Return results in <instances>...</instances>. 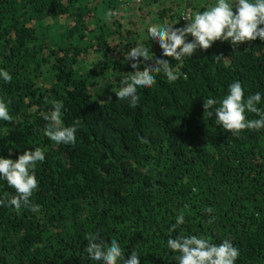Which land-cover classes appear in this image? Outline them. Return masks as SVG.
Wrapping results in <instances>:
<instances>
[{
    "label": "trees",
    "instance_id": "obj_1",
    "mask_svg": "<svg viewBox=\"0 0 264 264\" xmlns=\"http://www.w3.org/2000/svg\"><path fill=\"white\" fill-rule=\"evenodd\" d=\"M211 2L0 0V68L12 75L0 81V96L13 117L0 121V156L45 151L31 197L39 210L0 205V264H96L86 252L90 235L119 241L125 259L140 252V264H178L170 235L227 238L240 250L236 264H264V129L232 134L204 108L235 81L245 95H264V40L198 49L180 79L157 74L151 89H140L135 108L116 96L134 71L124 56L137 43L153 59L135 71L156 58L178 63L148 39L150 24L182 28L183 13ZM109 9L116 15L105 19ZM57 100L64 125L77 128L74 145L44 134L41 113ZM5 193L16 194L0 180ZM180 212L185 223L170 231Z\"/></svg>",
    "mask_w": 264,
    "mask_h": 264
},
{
    "label": "clouds",
    "instance_id": "obj_2",
    "mask_svg": "<svg viewBox=\"0 0 264 264\" xmlns=\"http://www.w3.org/2000/svg\"><path fill=\"white\" fill-rule=\"evenodd\" d=\"M235 9V11H233ZM116 13L109 9L105 19H110ZM183 16V14H182ZM188 23L182 28H174L169 23H154L147 28L148 39L157 43L163 50V55L172 57L178 63L173 66L168 60L156 58L155 63L139 69L142 63L153 59L152 51L144 43H137L124 56L125 62H133L134 69L130 76L120 80L116 91L118 100L126 101L135 108L139 102L138 91L151 89L156 84V75L163 74L169 82L180 79V71L185 58H191L198 49H208L215 41L230 42L238 47L245 41L257 38L264 40V0H212L203 10H197L185 18ZM191 39H188V36ZM12 75L4 68H0V81L8 83ZM264 103V95L260 92L245 95L240 81L232 82L223 99L215 97L204 99V108L214 116L217 126L239 134L242 130L264 129V110L257 105ZM10 102L0 96V121H12ZM62 101H53L49 112H42L41 117L47 121L44 134L57 144L74 145L77 140V128L65 126L62 121ZM255 114L258 118L248 119L247 114ZM45 160V151L40 147L26 150L17 159L0 156V180L6 181L9 187L15 189V195L7 198V193L0 196V205L7 203L19 212L22 208L33 211L39 210V205L33 204L31 197L38 189L39 182L35 168ZM187 208V206H185ZM208 213L212 212L207 208ZM185 223V212L175 217V223L170 231ZM86 252L89 260L96 264H140V252L132 250L128 259H125V250L116 239L105 243L98 237H87ZM166 246L178 264H236L240 250L230 239L220 243H212L209 239L198 235H179L172 238L170 235Z\"/></svg>",
    "mask_w": 264,
    "mask_h": 264
},
{
    "label": "rangeland",
    "instance_id": "obj_3",
    "mask_svg": "<svg viewBox=\"0 0 264 264\" xmlns=\"http://www.w3.org/2000/svg\"><path fill=\"white\" fill-rule=\"evenodd\" d=\"M209 5V4H208ZM189 14L187 12L183 13L182 18L184 19L185 22H188L185 18L188 17Z\"/></svg>",
    "mask_w": 264,
    "mask_h": 264
}]
</instances>
